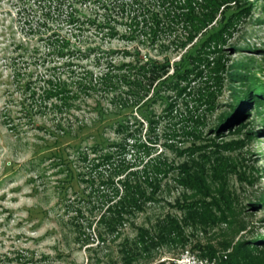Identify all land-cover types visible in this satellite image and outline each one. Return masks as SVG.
Returning a JSON list of instances; mask_svg holds the SVG:
<instances>
[{
    "label": "rangeland",
    "instance_id": "1",
    "mask_svg": "<svg viewBox=\"0 0 264 264\" xmlns=\"http://www.w3.org/2000/svg\"><path fill=\"white\" fill-rule=\"evenodd\" d=\"M109 153L221 169L246 228H188L176 264H264V0H0V264L104 254Z\"/></svg>",
    "mask_w": 264,
    "mask_h": 264
},
{
    "label": "trees",
    "instance_id": "2",
    "mask_svg": "<svg viewBox=\"0 0 264 264\" xmlns=\"http://www.w3.org/2000/svg\"><path fill=\"white\" fill-rule=\"evenodd\" d=\"M191 156L175 164L162 153L140 162L135 158L132 163L112 161L110 153L105 155L109 168L121 177L107 178L111 187L100 195L103 207L89 219L96 247L104 254L87 264H166L160 250L177 247L178 257L192 242L188 228L205 230L222 222L233 223L236 232L246 228L227 203L226 176L221 169L214 168L213 174L204 161ZM169 182L183 190L172 203L160 196ZM193 247L204 248L198 241Z\"/></svg>",
    "mask_w": 264,
    "mask_h": 264
},
{
    "label": "built area",
    "instance_id": "3",
    "mask_svg": "<svg viewBox=\"0 0 264 264\" xmlns=\"http://www.w3.org/2000/svg\"><path fill=\"white\" fill-rule=\"evenodd\" d=\"M183 257H185V258H187V260H189L190 258L191 259H195L194 257H192L191 255H190V251L187 249V248H185L181 253H180V255L176 258V259H174L173 260V262H175V263H173V264H176L177 262H179V261H182L183 260ZM200 259V258H199ZM199 262H201V263H203V261H207L206 259H200V260H198Z\"/></svg>",
    "mask_w": 264,
    "mask_h": 264
}]
</instances>
